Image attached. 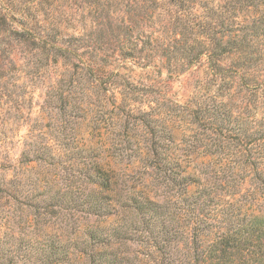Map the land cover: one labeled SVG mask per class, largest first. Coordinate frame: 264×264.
Returning a JSON list of instances; mask_svg holds the SVG:
<instances>
[{"label":"rangeland","instance_id":"obj_1","mask_svg":"<svg viewBox=\"0 0 264 264\" xmlns=\"http://www.w3.org/2000/svg\"><path fill=\"white\" fill-rule=\"evenodd\" d=\"M252 1L0 0V264L46 263L76 187H91L80 177L85 165L117 170L120 185L134 182L154 137L145 111L172 147L169 158L205 133L217 137L220 125L256 132L264 115L248 119L255 104L243 81L219 90L208 62L219 40L238 41L245 32L237 29L263 17L264 4ZM260 39L251 50L264 48ZM243 59L219 63L264 80V63L241 68ZM113 136L132 157H111ZM211 151L209 161L194 150L197 169L213 166Z\"/></svg>","mask_w":264,"mask_h":264},{"label":"trees","instance_id":"obj_2","mask_svg":"<svg viewBox=\"0 0 264 264\" xmlns=\"http://www.w3.org/2000/svg\"><path fill=\"white\" fill-rule=\"evenodd\" d=\"M257 1L252 5L264 4V0ZM237 30L245 32L239 42L219 40L211 50L209 69L213 81H221L219 90L240 77L241 91L245 88L255 104L247 115L252 121L250 116L256 110L264 115V99L260 100L264 80H246L239 69L224 68L219 62L226 55L237 54L244 58L241 68L264 63V48L250 49L254 39L263 38L260 44L264 45V15ZM250 52L260 53L254 59L248 57ZM95 80L110 79L96 76ZM185 110L193 120L201 113ZM145 115L143 120L154 137L146 146L145 157H138L145 164L143 170L132 184L120 185L117 170L96 161L85 165L80 177L91 187H76L78 198L65 209L64 232L49 243L45 264H264V116L262 122L254 121V133H247L241 125L234 133L230 128L225 132L220 125L217 137L205 133L202 140L190 144L191 152H174L169 158L165 153L172 147L163 145ZM120 139L111 138V157L122 161L132 155L125 153L129 148L121 147ZM194 150L209 161L210 151L217 154L213 166L197 169ZM10 262L14 264L12 259Z\"/></svg>","mask_w":264,"mask_h":264}]
</instances>
